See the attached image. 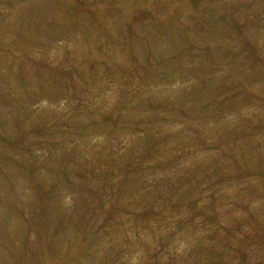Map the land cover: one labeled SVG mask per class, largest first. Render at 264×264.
<instances>
[{
  "label": "rangeland",
  "instance_id": "rangeland-1",
  "mask_svg": "<svg viewBox=\"0 0 264 264\" xmlns=\"http://www.w3.org/2000/svg\"><path fill=\"white\" fill-rule=\"evenodd\" d=\"M0 264H264V0H0Z\"/></svg>",
  "mask_w": 264,
  "mask_h": 264
}]
</instances>
